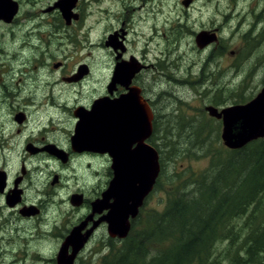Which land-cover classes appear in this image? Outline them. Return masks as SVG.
Here are the masks:
<instances>
[{"label": "rangeland", "instance_id": "374dc122", "mask_svg": "<svg viewBox=\"0 0 264 264\" xmlns=\"http://www.w3.org/2000/svg\"><path fill=\"white\" fill-rule=\"evenodd\" d=\"M56 1L17 0L20 13L15 22L11 25L0 22V56L4 57L2 70L8 69L10 62L23 69L20 70L22 74L18 70L3 77L10 82V76L14 75L13 81L20 85L22 80L17 82V78L23 79V86H20L14 105L35 102L28 109L31 124L45 121V107L52 100L55 103L66 102L68 106L77 103L91 105L93 99L105 93L113 71L115 54L109 46L106 47L105 41L114 30L119 40L124 32L127 44L124 43L123 46L128 53L138 62L142 59L147 62L149 60L152 65L144 94L154 104L157 130L153 131L150 143L161 147L163 166L154 183L153 192L151 191L152 199L148 202V208L149 217L162 213L168 198L179 191L189 193L195 178H199L211 163L212 154L204 150V145L213 140L212 146L216 148L220 140L223 146L220 125L219 132H208L210 141L199 144L201 148H190L188 154L177 157L174 153L187 145L185 141L183 143L177 130L183 124H186L187 129L188 124L198 125L202 121L210 122L211 127L216 129L218 121L209 117L204 108L213 106L221 110L234 105L232 101H227L224 105L214 106L212 102L219 91L223 99L237 95H250L253 98L264 87V0H80L74 11L81 19L73 21L72 26L65 27L66 29L61 19L58 20L60 16L48 10ZM185 2H188L187 6L184 5ZM212 29L217 30V44L199 49L195 44V36L202 30ZM30 32L32 35L29 40ZM27 43L35 47L30 49ZM223 44L226 48L222 51ZM15 53H18L17 58L11 61L10 58ZM58 62L63 64L62 68L54 69L53 65ZM38 64H41L40 67ZM82 64L88 68L89 73H86L80 83H61V76L75 73ZM244 77L246 82L241 84ZM29 89L32 93L28 96ZM32 95L33 100L30 99ZM8 97L10 100L13 98ZM11 109V106L4 103L0 105V126L7 129L14 128L12 121L16 115L12 114ZM41 114L44 115L43 120L39 121ZM60 126H66V123L63 122ZM15 129L13 135H16ZM1 132L0 128V138ZM217 132L218 140H215ZM176 133H179L178 136ZM4 139L7 140L4 148L13 149L17 145L16 149H20L18 145L21 141L14 143L17 139L15 136L11 141L5 136ZM169 139L174 141L173 145H169ZM1 154L7 155L0 152V157ZM12 154V160L7 165L13 171H18L20 159L17 160L16 154ZM92 163L91 167L98 171V176L82 184L88 190L95 184L102 185V181L105 185L109 180V177L106 178L109 164L105 160ZM40 164L39 162L37 165ZM39 167L32 175L36 185L41 187L49 169L43 164ZM88 168L86 163L83 164L82 170ZM80 170L78 167L75 172L77 180L72 176L67 179L68 190L80 186L78 183L84 180L79 178ZM92 172L94 173L93 170ZM26 195L29 196L30 193ZM259 197L258 195V199ZM68 213L63 208L56 211L55 217L60 215L56 219L60 227L75 218L76 214ZM8 219L7 229L5 224H0L3 233L2 237L0 231V264H10L11 259H22L26 255L32 258L24 264H30L32 260L38 262V259L39 262L35 264H51L49 259L58 251L57 236L54 239L39 238L35 235L39 229H36L33 222L19 221L15 216ZM242 220L251 221L248 216ZM26 225L30 233L25 232L22 238L13 240L16 230L25 228ZM249 226L252 227L250 223L247 225L248 230ZM97 235L102 236L101 230ZM27 237L32 238L31 242L25 240ZM245 238L241 234L240 243ZM234 244L237 245L236 242ZM236 245L231 248L236 249ZM97 246L101 247L100 244ZM227 248V241L218 244V247L215 246L216 254L226 252ZM28 251L31 253H26ZM230 253L233 254V251ZM38 254L40 255L36 256ZM101 254L103 251L97 253L85 250L81 255L82 263L80 261L79 264H96ZM90 259H93L92 262ZM222 264L229 262L224 260ZM260 264H264V257Z\"/></svg>", "mask_w": 264, "mask_h": 264}, {"label": "flooded vegetation", "instance_id": "af4514ba", "mask_svg": "<svg viewBox=\"0 0 264 264\" xmlns=\"http://www.w3.org/2000/svg\"><path fill=\"white\" fill-rule=\"evenodd\" d=\"M17 2V0H12ZM60 0H57L58 2ZM80 0H76L74 3V7L71 9V17L69 18V22L67 23L66 19L63 18L61 11L58 8L50 9L54 6V3L52 6H49L50 11L53 12L56 16H60L58 20L61 19V23L63 27H71L72 22L79 20L80 16L74 11V9L77 6V3ZM18 4V11L15 14V16L12 18V20L9 23L2 22L4 24H13L15 22V19L17 18L19 11V3ZM49 11V12H50ZM55 16V17H56ZM81 19V18H80ZM71 25V26H70ZM66 29V28H65ZM203 31V30H202ZM204 31H216V29L212 30H204ZM116 34V30H114L111 34ZM109 34V35H111ZM30 36L29 40L31 39L32 32L28 34ZM108 35V36H109ZM121 39L119 40L118 34H117V41L122 42L120 45L124 49L123 52H121L119 49L117 51L113 50L115 57H114V64H113V71L111 73L110 81L113 76L114 69L116 65L119 62L129 61L130 58L135 59L131 54L128 53V50L125 49L123 44H127V38L125 37V33L120 36ZM29 48L35 47L31 43H27ZM107 47V46H106ZM18 53H15L12 58H10L11 61H15L17 58ZM117 55H120L118 59H116ZM4 57L0 56V103L6 104V106H11V112L12 114H15L16 116H13L12 125L14 128L7 129L4 126H0L2 132H1V138H0V152L7 153V155L1 154L0 161H2V165L0 166V173L4 175V188L0 192V224H5L6 229L8 225V218L11 216H15L17 220L19 221H26V222H33V224L36 225V229H39L37 234H35L39 238L44 239H54L55 236H57L56 239H58V250L61 246V244L64 242L66 237L71 233L72 230L80 226V234L81 236H87L86 242L83 246V248L76 254L73 264H79L82 259L81 255L85 250H91L93 252H101L103 251V254L98 256L96 264H118V260L115 259V254L117 252V247L119 246L120 241L118 238H112L108 234L107 230V224L104 221H101L100 219H103V217L106 215L108 210L101 209L98 211H93V202L96 200H99L102 196V193L106 190L109 181L111 180L113 174L110 168L111 165V158L107 153H99V152H93V151H78L72 146V138L75 135V128L79 121L78 113L79 110L88 111L91 108L92 103L100 98L108 97L110 99H116L119 98L121 95H124L127 93L126 88L123 86L116 84L115 89L112 92V95H109L107 92V86L104 94L99 95L97 98L93 99L91 102V105H81L80 103L74 104L72 106H68L66 102L61 103H55L52 102L50 105H46V111L44 115H46L45 121L42 123H30L31 115L30 112H28V109L30 107H33L35 102L28 101L29 103L25 105H14L16 103V98L18 96L17 93L20 92V86H23V79H18L17 82L21 81V85L17 84L13 81L12 78H14V75L11 78L10 82H7L3 79L4 75H10L14 71H18L21 73L23 71L22 68H17V64L14 62H10L8 65V69L5 68V70H2L4 65V60H2ZM136 60V59H135ZM137 61V60H136ZM138 62V61H137ZM148 60L145 61L142 59L138 62L139 71L134 74L132 77L131 83L129 87L136 88L139 91V96L145 104L150 109L153 119H152V134L154 131L153 125L155 120V113L153 112V105L148 98L145 97V85L146 80L148 76L150 75L152 65L149 63ZM161 63V62H160ZM6 64V63H5ZM57 64V67L55 65ZM41 64H38L40 67ZM63 64L61 62L55 63L53 65L54 69H60L62 68ZM81 66L80 65L75 73H70L68 75L61 76V83L72 85L80 83L83 80V77L86 76L84 73L82 78H77L78 69ZM86 67V66H85ZM163 67H161L162 69ZM160 69V70H161ZM21 70V71H20ZM84 70V69H83ZM87 74L89 73L88 68L86 67ZM162 71V70H161ZM22 74V73H21ZM25 75V74H24ZM77 79V80H76ZM13 82V83H12ZM57 84V83H56ZM55 84V85H56ZM60 84V83H59ZM19 89V90H18ZM24 90V88H23ZM30 89L28 90V96L30 93H32ZM34 91V90H33ZM11 93V94H10ZM8 94V95H7ZM8 96L13 97L12 100ZM9 98V100H8ZM31 100L34 99L33 95L30 97ZM13 101L14 103L12 104ZM0 104V105H2ZM18 114V115H17ZM39 115L38 120L42 121V116ZM64 123H66V126H60ZM40 126V127H39ZM16 128V129H15ZM15 129L16 135L12 134L13 130ZM6 130V133H3V131ZM9 131V132H8ZM151 134V136H152ZM5 137H8L10 141L14 138V136L17 138L14 143H17V140H20L19 148L14 145L13 149L4 148L3 145L5 142L7 143V140L4 139ZM151 136L145 140V143L148 145H152L150 143ZM20 150V151H19ZM12 153L16 154L17 160L20 159L18 171H13V168L7 165V162L12 160ZM15 157V158H16ZM20 157V158H19ZM96 160H105L107 164H109L107 168L106 175L109 180L106 181V184L104 185V182L102 181V185L95 184L94 186H90L91 190H88L89 188L82 185L84 184L88 179L93 180L98 176V171L96 169H92L91 166H93L92 161ZM43 164V166L46 169H49V173L46 175L44 184L41 187H38L36 185L35 180L33 179V172H36L37 168H40L37 165L38 163ZM87 164V167H89L87 170H82L83 164ZM80 168V174L82 180L80 183L76 181L80 186H77L75 189L68 190V178L69 176H72L73 179L77 180L78 177L75 174L77 168ZM94 171V173L92 172ZM159 178V177H158ZM98 180V179H97ZM96 180V181H97ZM16 192V193H15ZM153 192V190H152ZM152 192H150L143 200L142 205L139 207L138 214L134 219H130V231L133 225V222L135 220L141 219L143 216H148L150 214L149 208H148V202L150 199H152ZM30 193L29 196L26 194ZM18 198H15V197ZM260 199L263 201L264 197L263 195H259ZM11 197V198H10ZM18 199V200H17ZM13 201V202H12ZM16 201V202H15ZM111 202V201H110ZM65 209L68 210L70 215L76 214L75 218L73 220H68L67 224L63 227H60L57 222V217L60 215H57L55 217L56 211L59 209ZM5 211V213H4ZM8 211V213H7ZM24 211V212H23ZM29 212V213H28ZM8 217V218H7ZM53 220V221H52ZM12 230V229H11ZM101 230L102 236H98V232ZM0 231L2 233V229L0 226ZM28 231L27 225L25 228L21 227L20 230H16V232L13 234V240L15 238H22L23 234ZM127 235V237L129 236ZM3 237V233L1 235ZM27 236V235H26ZM126 237V238H127ZM124 238V239H126ZM31 237H27L25 240L28 242H31ZM123 239V240H124ZM258 240L261 244H259L261 251H263L264 256V233H260L258 235ZM97 244H100L101 247H98ZM96 245V246H95ZM89 248V249H88ZM95 248V249H94ZM72 249L71 247L68 248V253H71ZM58 252V251H57ZM56 252V254H57ZM31 253V252H26ZM56 254L53 256L52 259H49V262L51 264H56ZM40 254L36 255L39 256ZM34 256V257H36ZM31 259L32 257H29L28 255L24 256L22 259L20 257L16 259H11L10 264H17L20 263L24 264L27 263L28 259ZM93 259H90L89 261L92 262ZM31 261V260H30ZM39 262V259L36 260ZM47 261V260H46ZM35 264L37 262H33V260L30 262V264Z\"/></svg>", "mask_w": 264, "mask_h": 264}, {"label": "trees", "instance_id": "16d2710c", "mask_svg": "<svg viewBox=\"0 0 264 264\" xmlns=\"http://www.w3.org/2000/svg\"><path fill=\"white\" fill-rule=\"evenodd\" d=\"M221 48L223 51L226 46L223 44ZM218 93L212 102L214 106L227 101L234 105L244 104L252 99L250 95L223 99L220 91ZM217 123L216 129L210 122L190 123L187 129L183 124L177 131L187 145L174 155L182 156L188 154L190 148H201L199 144L210 141L208 132H219L221 124ZM153 127L156 131V124ZM218 132L215 140H218ZM212 141L204 145V150L212 154L211 163L199 178H195L189 193L177 192L168 198L162 213L143 216L133 222L129 236L117 247L114 257L118 264H222L224 260L229 264L261 263L264 256L258 235L264 233V204L258 195L264 194V138L237 150L226 149L220 140L214 148ZM168 142L169 145L174 143L170 139ZM152 146L159 153L161 166L163 151L156 143ZM245 216L251 221L244 222ZM249 223L252 227L248 230ZM241 234L246 238L240 243ZM225 241L228 242L227 251L216 254L215 246ZM235 242L238 247L231 248Z\"/></svg>", "mask_w": 264, "mask_h": 264}, {"label": "water", "instance_id": "95a60500", "mask_svg": "<svg viewBox=\"0 0 264 264\" xmlns=\"http://www.w3.org/2000/svg\"><path fill=\"white\" fill-rule=\"evenodd\" d=\"M75 2L60 0L50 9L58 8L68 23ZM187 4L184 3L185 6ZM17 11V2L0 0L1 21L9 23ZM116 39L117 33L109 35L105 45L114 51L119 49L123 52L121 42L119 44ZM217 42L216 31L203 30L195 36V44L199 49ZM119 57L117 55L116 59ZM138 71V62L133 58L116 65L107 92L112 95L115 85L119 84L126 88L127 93L116 99H97L90 110H79V121L72 138V146L78 151L107 153L111 158L113 176L101 198L93 202L92 207L93 211L108 210L100 220L107 224L108 234L119 240L129 234V220L137 216L139 207L151 192L160 171L156 149L145 143L152 134V113L139 96L138 89L129 87L132 77ZM84 73H87L86 67L81 66L77 78H82ZM204 110L209 117L221 121L220 139L229 150L240 149L252 141L264 138V87L244 104L221 110L206 106ZM3 185L4 175L0 173V192ZM86 238L81 236L80 226L72 230L56 254V264H73ZM69 247L71 253L67 252Z\"/></svg>", "mask_w": 264, "mask_h": 264}, {"label": "bare ground", "instance_id": "6f19581e", "mask_svg": "<svg viewBox=\"0 0 264 264\" xmlns=\"http://www.w3.org/2000/svg\"><path fill=\"white\" fill-rule=\"evenodd\" d=\"M38 263V262H37ZM46 264V263H45Z\"/></svg>", "mask_w": 264, "mask_h": 264}]
</instances>
